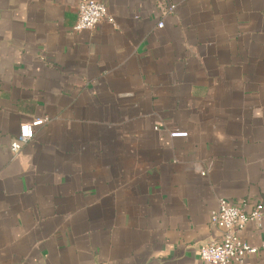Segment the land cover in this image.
<instances>
[{
  "label": "crops",
  "instance_id": "crops-1",
  "mask_svg": "<svg viewBox=\"0 0 264 264\" xmlns=\"http://www.w3.org/2000/svg\"><path fill=\"white\" fill-rule=\"evenodd\" d=\"M92 1L0 0V264H208L219 200L264 199V0Z\"/></svg>",
  "mask_w": 264,
  "mask_h": 264
},
{
  "label": "built area",
  "instance_id": "built-area-1",
  "mask_svg": "<svg viewBox=\"0 0 264 264\" xmlns=\"http://www.w3.org/2000/svg\"><path fill=\"white\" fill-rule=\"evenodd\" d=\"M174 9V5L169 7L170 12ZM102 20L115 25V19L108 14L103 3L79 0L78 19L74 31H92ZM158 27L162 28L163 23L160 22ZM45 122V119H35L31 123L23 124L17 139L11 143V151L19 153L22 147L34 138V130ZM263 211L264 199L250 209L244 201L232 206L224 199H220L218 208L210 214V222L221 232L222 237L219 241L201 247L200 259L208 264H245L248 257L257 255L261 249L264 250V245L253 246L241 237L249 224L261 228Z\"/></svg>",
  "mask_w": 264,
  "mask_h": 264
}]
</instances>
